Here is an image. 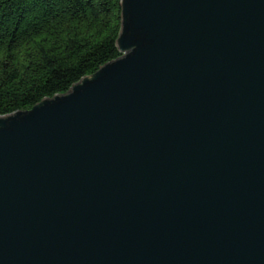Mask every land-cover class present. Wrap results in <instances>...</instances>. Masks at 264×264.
Masks as SVG:
<instances>
[{"label": "water", "instance_id": "water-1", "mask_svg": "<svg viewBox=\"0 0 264 264\" xmlns=\"http://www.w3.org/2000/svg\"><path fill=\"white\" fill-rule=\"evenodd\" d=\"M121 55L0 116V264H264V0H121Z\"/></svg>", "mask_w": 264, "mask_h": 264}, {"label": "trees", "instance_id": "trees-1", "mask_svg": "<svg viewBox=\"0 0 264 264\" xmlns=\"http://www.w3.org/2000/svg\"><path fill=\"white\" fill-rule=\"evenodd\" d=\"M121 20V0H0V116L118 58Z\"/></svg>", "mask_w": 264, "mask_h": 264}, {"label": "bare ground", "instance_id": "bare-ground-1", "mask_svg": "<svg viewBox=\"0 0 264 264\" xmlns=\"http://www.w3.org/2000/svg\"><path fill=\"white\" fill-rule=\"evenodd\" d=\"M120 55H121V53H120Z\"/></svg>", "mask_w": 264, "mask_h": 264}]
</instances>
